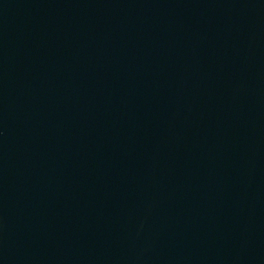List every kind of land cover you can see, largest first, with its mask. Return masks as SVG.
Returning <instances> with one entry per match:
<instances>
[{"label":"water","instance_id":"95a60500","mask_svg":"<svg viewBox=\"0 0 264 264\" xmlns=\"http://www.w3.org/2000/svg\"><path fill=\"white\" fill-rule=\"evenodd\" d=\"M0 264H264V0H0Z\"/></svg>","mask_w":264,"mask_h":264}]
</instances>
